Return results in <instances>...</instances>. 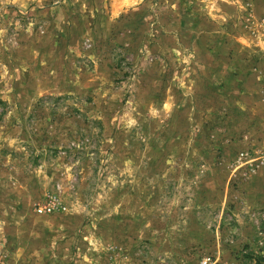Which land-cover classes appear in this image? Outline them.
<instances>
[{
	"label": "rangeland",
	"instance_id": "rangeland-1",
	"mask_svg": "<svg viewBox=\"0 0 264 264\" xmlns=\"http://www.w3.org/2000/svg\"><path fill=\"white\" fill-rule=\"evenodd\" d=\"M28 9L0 17L1 264H264V166L236 158L264 146V119L220 101L215 82L185 96L183 52L141 86L120 31L57 41L74 51L45 69L56 88L29 98L11 45L25 32L57 44ZM52 193L66 209L35 213Z\"/></svg>",
	"mask_w": 264,
	"mask_h": 264
},
{
	"label": "crops",
	"instance_id": "crops-1",
	"mask_svg": "<svg viewBox=\"0 0 264 264\" xmlns=\"http://www.w3.org/2000/svg\"><path fill=\"white\" fill-rule=\"evenodd\" d=\"M21 8L44 17L48 22L45 31H50L48 36L52 35L55 44L65 36L67 40L73 32L81 40L94 38L92 44L98 42L97 37L108 38L118 31L125 37V45L130 47L135 40V48L129 54L132 61L139 63L136 69L137 73L141 71L140 77H135L141 86L161 81V55L171 59L183 52L184 67L179 77L185 96L196 95L194 91L204 93L207 85L215 82L221 85L220 101H231L242 114L252 112L253 125L264 119V0H0V17L4 18L5 10ZM57 25H62V29ZM29 36L25 32L24 42L18 39L11 45V64L14 78H24L26 86H31L27 96L34 98L54 91L57 83L46 75L45 69H56L58 61L74 50L62 43L52 51L43 49ZM148 38L147 47L145 43L139 46L140 40L146 42ZM100 53H94L98 62ZM148 60L151 61L146 68ZM172 60L176 61V57ZM21 63L23 70H19ZM108 63L111 62L104 60L98 64V70ZM171 79L172 75L168 85ZM159 96L151 94L152 106L160 100Z\"/></svg>",
	"mask_w": 264,
	"mask_h": 264
},
{
	"label": "built area",
	"instance_id": "built-area-1",
	"mask_svg": "<svg viewBox=\"0 0 264 264\" xmlns=\"http://www.w3.org/2000/svg\"><path fill=\"white\" fill-rule=\"evenodd\" d=\"M238 163H244L249 166V170L255 172L258 168L264 166V146L257 151H241L236 156ZM58 189V186H57ZM66 208L56 193L49 194L42 202L34 204V211L39 215H51L62 212ZM210 259H205L201 264H209ZM2 262V248L0 247V264Z\"/></svg>",
	"mask_w": 264,
	"mask_h": 264
}]
</instances>
